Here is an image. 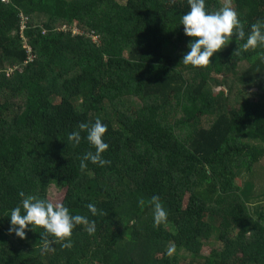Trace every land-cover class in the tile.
Segmentation results:
<instances>
[{
  "label": "trees",
  "instance_id": "obj_1",
  "mask_svg": "<svg viewBox=\"0 0 264 264\" xmlns=\"http://www.w3.org/2000/svg\"><path fill=\"white\" fill-rule=\"evenodd\" d=\"M230 2L246 33L264 21V0ZM187 11V0H0V264H264V49L237 55L233 37L209 64L185 65ZM96 119L109 163L82 170L95 149L78 126ZM51 184L96 231L77 225L71 247L44 251L40 227L17 237L8 216L19 192L50 200Z\"/></svg>",
  "mask_w": 264,
  "mask_h": 264
},
{
  "label": "clouds",
  "instance_id": "obj_2",
  "mask_svg": "<svg viewBox=\"0 0 264 264\" xmlns=\"http://www.w3.org/2000/svg\"><path fill=\"white\" fill-rule=\"evenodd\" d=\"M188 11L180 20L184 34L191 37L187 51L182 55V62L193 67L205 66L210 63V57L215 52L227 45L229 40L235 37L243 41L236 54L242 51L264 49V21L252 24L246 33L244 26L238 18L237 11L231 6L230 0H225L222 7L215 12H208L205 0H187ZM259 59L264 62V52L259 53ZM180 60V61H181ZM80 131H86V140L95 149L94 152H86L81 160L80 167H87L85 161L104 166L109 161L102 158V153L108 149L103 136L107 131V125L100 119H96L91 126L85 123L79 124ZM80 131H73L68 139L74 144L80 143ZM18 195L22 198L20 204L14 207L9 214V233H15L17 237H25V229L38 226L43 230V250L47 251L51 243L64 241L63 247H71L72 231L77 225H85L86 231L92 235L96 231L95 221H90L86 216L71 214L69 208L63 203H53L50 200L39 198L35 195H25L23 191ZM154 205L153 223L159 225L167 218V212L159 202L158 196H152ZM143 204V201L140 202ZM87 208L95 216L97 208L93 203H88ZM54 238V239H49Z\"/></svg>",
  "mask_w": 264,
  "mask_h": 264
},
{
  "label": "rangeland",
  "instance_id": "obj_3",
  "mask_svg": "<svg viewBox=\"0 0 264 264\" xmlns=\"http://www.w3.org/2000/svg\"><path fill=\"white\" fill-rule=\"evenodd\" d=\"M119 1H124V0H119ZM221 2L224 4L225 3V0H221ZM231 3V2H230ZM20 17H21V19H22V21H23V24H21L20 23V26H19V29H20V31H21V33L23 32V30H24V28H25V23H26V17H24L23 15H21L20 14ZM21 21V22H22ZM74 30H76V29H74ZM23 36V35H22ZM23 38H24V36H23ZM24 41L26 42V40L24 39ZM24 44V43H23ZM23 48H27V50L28 51H30V49H31V46L30 45H24V47ZM214 91H219V87H215L214 88ZM134 103H138V100H134ZM261 161L264 163V157L261 159ZM262 185H264V180L263 181H261V180H258V181H256V185H255V187H256V189H260L261 187H262ZM60 196H61V191H60V188L59 187H57L55 184H51L50 186H49V188H48V192H47V198L48 199H50V201L51 202H53V203H56V202H59L60 201ZM253 203V202H252ZM262 204H264V199L262 200ZM210 248H211V246H210V244L208 243V244H205V245H203V247H202V249H201V254L202 255H207L208 253H209V251H210ZM167 250H168V253L170 254V255H174V256H178L179 258H183V257H186V256H188V253L185 251V250H183V249H178V248H176V247H174V246H169L168 248H167Z\"/></svg>",
  "mask_w": 264,
  "mask_h": 264
},
{
  "label": "built area",
  "instance_id": "obj_4",
  "mask_svg": "<svg viewBox=\"0 0 264 264\" xmlns=\"http://www.w3.org/2000/svg\"><path fill=\"white\" fill-rule=\"evenodd\" d=\"M2 1H6V0H2ZM21 21H22V19H21ZM21 21H20V23L23 24V21L22 22Z\"/></svg>",
  "mask_w": 264,
  "mask_h": 264
}]
</instances>
